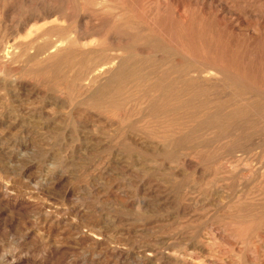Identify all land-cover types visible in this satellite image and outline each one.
Wrapping results in <instances>:
<instances>
[{
    "label": "rangeland",
    "instance_id": "obj_1",
    "mask_svg": "<svg viewBox=\"0 0 264 264\" xmlns=\"http://www.w3.org/2000/svg\"><path fill=\"white\" fill-rule=\"evenodd\" d=\"M0 264H264V0H0Z\"/></svg>",
    "mask_w": 264,
    "mask_h": 264
}]
</instances>
